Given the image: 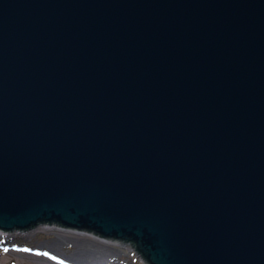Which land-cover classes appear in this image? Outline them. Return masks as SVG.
Segmentation results:
<instances>
[{"label":"water","instance_id":"95a60500","mask_svg":"<svg viewBox=\"0 0 264 264\" xmlns=\"http://www.w3.org/2000/svg\"><path fill=\"white\" fill-rule=\"evenodd\" d=\"M37 224L264 264V0H0V231Z\"/></svg>","mask_w":264,"mask_h":264},{"label":"rangeland","instance_id":"374dc122","mask_svg":"<svg viewBox=\"0 0 264 264\" xmlns=\"http://www.w3.org/2000/svg\"><path fill=\"white\" fill-rule=\"evenodd\" d=\"M0 235L12 237L9 239L13 247H9L8 243L0 244V264H40L32 253H36V247L46 245L51 239L57 236L65 237L62 245L56 246L55 250L62 254H68L74 249L75 239L84 238L90 243H97L102 251L107 253V258L97 259L95 264H144L143 258H140V252L127 247V243H116L113 240H105L93 234L67 229L59 226L51 225H34L33 228L25 231H16V228L10 232H1ZM25 247L26 249H20ZM10 250L11 253L7 252ZM132 252V253H131ZM32 254V256L30 255ZM137 254V255H135ZM31 264V263H30Z\"/></svg>","mask_w":264,"mask_h":264},{"label":"bare ground","instance_id":"6f19581e","mask_svg":"<svg viewBox=\"0 0 264 264\" xmlns=\"http://www.w3.org/2000/svg\"><path fill=\"white\" fill-rule=\"evenodd\" d=\"M2 231H0L1 233ZM13 237V236H12ZM12 237H8L5 235H0V244L3 242L4 244L8 243L9 247H13L11 245ZM98 237V236H97ZM65 237L57 236L49 241L48 244L36 247L37 252L32 253L38 260L40 264H95L97 263V259L107 258V253L105 251H101L97 246V243H90L87 239L78 238L75 239L74 249L68 254H60L55 249L56 246L62 245L64 243ZM20 249H26L25 247ZM7 252L11 253L10 250ZM30 253V255L32 256ZM31 264L33 261L30 262ZM27 263V264H30Z\"/></svg>","mask_w":264,"mask_h":264}]
</instances>
